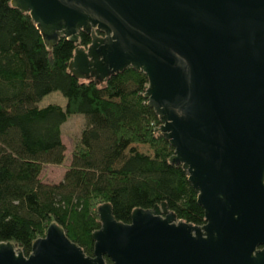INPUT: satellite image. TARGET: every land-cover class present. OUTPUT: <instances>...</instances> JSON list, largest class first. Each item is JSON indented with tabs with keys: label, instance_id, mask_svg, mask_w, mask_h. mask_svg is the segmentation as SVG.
<instances>
[{
	"label": "water",
	"instance_id": "water-1",
	"mask_svg": "<svg viewBox=\"0 0 264 264\" xmlns=\"http://www.w3.org/2000/svg\"><path fill=\"white\" fill-rule=\"evenodd\" d=\"M12 4L49 48L92 36L69 62L76 78L106 81L129 67L146 74L156 131L174 147L169 161L182 165L206 222L179 219L163 201L125 223L105 202L93 255L54 221L28 255L0 241V264H264V0Z\"/></svg>",
	"mask_w": 264,
	"mask_h": 264
},
{
	"label": "trees",
	"instance_id": "trees-1",
	"mask_svg": "<svg viewBox=\"0 0 264 264\" xmlns=\"http://www.w3.org/2000/svg\"><path fill=\"white\" fill-rule=\"evenodd\" d=\"M91 41L81 31L78 42L62 37L49 48L29 12L0 0V241L17 243L26 255L54 221L93 255L97 209L105 202L125 223L134 209L163 201L179 219L206 222L182 165L169 161L174 147L156 131L161 121L145 98L146 74L129 67L97 81L69 70L75 49ZM55 91L66 107L39 105ZM72 114H83L86 124L71 163L60 182H45V166L66 159L63 124ZM145 149L153 155L136 153Z\"/></svg>",
	"mask_w": 264,
	"mask_h": 264
},
{
	"label": "rangeland",
	"instance_id": "rangeland-1",
	"mask_svg": "<svg viewBox=\"0 0 264 264\" xmlns=\"http://www.w3.org/2000/svg\"><path fill=\"white\" fill-rule=\"evenodd\" d=\"M52 103L66 107L67 99L60 91H55L40 101L39 105L47 106ZM85 124L86 118L83 114H72L67 122L63 124V141L66 145V159L60 165L49 164L45 166L42 173V179L45 182L58 183L63 179L66 170L69 168L75 141L81 136ZM136 153H143L145 156L153 155L149 149L136 151Z\"/></svg>",
	"mask_w": 264,
	"mask_h": 264
},
{
	"label": "crops",
	"instance_id": "crops-1",
	"mask_svg": "<svg viewBox=\"0 0 264 264\" xmlns=\"http://www.w3.org/2000/svg\"><path fill=\"white\" fill-rule=\"evenodd\" d=\"M70 163H71V161H70ZM70 165V164H69Z\"/></svg>",
	"mask_w": 264,
	"mask_h": 264
}]
</instances>
